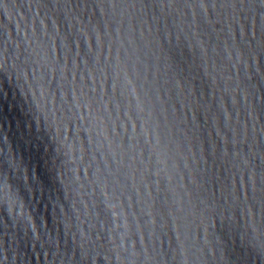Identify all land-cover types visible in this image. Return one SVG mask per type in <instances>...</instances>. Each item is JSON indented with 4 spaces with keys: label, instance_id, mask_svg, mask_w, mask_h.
<instances>
[{
    "label": "water",
    "instance_id": "95a60500",
    "mask_svg": "<svg viewBox=\"0 0 264 264\" xmlns=\"http://www.w3.org/2000/svg\"><path fill=\"white\" fill-rule=\"evenodd\" d=\"M0 264H264V0H0Z\"/></svg>",
    "mask_w": 264,
    "mask_h": 264
}]
</instances>
